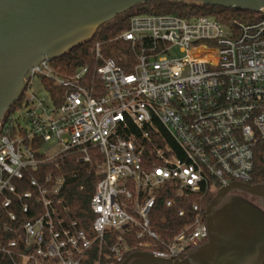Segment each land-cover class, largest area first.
Segmentation results:
<instances>
[{
	"label": "built area",
	"instance_id": "2783aa9c",
	"mask_svg": "<svg viewBox=\"0 0 264 264\" xmlns=\"http://www.w3.org/2000/svg\"><path fill=\"white\" fill-rule=\"evenodd\" d=\"M260 15H136L116 38L129 45L130 72L104 57L100 43L94 67L66 76L50 60L34 67L25 90L37 76L64 91L42 84L48 101L25 94L24 124L13 114L0 127V256L12 264H122L143 251L174 261L206 243L207 198L231 182L251 184L264 145ZM68 155L99 177L90 232L62 197ZM161 194L167 208L182 202L179 217L194 214L166 238L150 221Z\"/></svg>",
	"mask_w": 264,
	"mask_h": 264
},
{
	"label": "water",
	"instance_id": "95a60500",
	"mask_svg": "<svg viewBox=\"0 0 264 264\" xmlns=\"http://www.w3.org/2000/svg\"><path fill=\"white\" fill-rule=\"evenodd\" d=\"M162 1L186 0H0V127L34 67L92 40L101 26L130 9ZM187 1L264 13V0ZM234 191L264 197V185L231 182L221 188L206 210L209 241L194 246L188 258L172 261L138 251L122 264H264V212L243 199L218 211Z\"/></svg>",
	"mask_w": 264,
	"mask_h": 264
},
{
	"label": "trees",
	"instance_id": "16d2710c",
	"mask_svg": "<svg viewBox=\"0 0 264 264\" xmlns=\"http://www.w3.org/2000/svg\"><path fill=\"white\" fill-rule=\"evenodd\" d=\"M144 14L171 15L182 18L211 16L224 21L232 19L242 21L255 20L261 16L260 13L252 11L204 6L201 3L187 0L146 3L136 6L124 14L117 16L114 20L105 23L100 27L92 40L81 44L63 57L50 60V64L59 76L71 75L83 66L89 65L94 67L96 62L94 61L93 49L95 44L100 43L101 52L104 57L114 60L127 72H130L131 70L125 65V57L128 56L129 45L116 38L129 28L130 19L133 16ZM41 83L53 94L64 91L63 88L57 86L52 80L43 78ZM24 97L25 93L22 94L20 99L7 112L2 124L10 121L11 116L22 106ZM56 104L61 103L56 102ZM60 165L67 176V183L62 197L64 198L65 205L69 207V217L77 220L83 229L90 232L94 219L90 209V199L94 194L99 177L93 170L90 171L89 165L79 161V158L74 155L66 156L60 161ZM75 174H77V177H74ZM251 184L264 185V145H259L256 148L254 175ZM167 198L168 196L164 194L158 196L156 205L150 215L152 229L164 238L180 233L186 226L192 224L194 217V214H186L184 217H179L178 210L183 207L182 202H178L172 208H167L165 206ZM213 198V195L207 198L204 204L205 209H207ZM192 201H194V198ZM0 264L12 263L7 258L0 256Z\"/></svg>",
	"mask_w": 264,
	"mask_h": 264
},
{
	"label": "flooded vegetation",
	"instance_id": "af4514ba",
	"mask_svg": "<svg viewBox=\"0 0 264 264\" xmlns=\"http://www.w3.org/2000/svg\"><path fill=\"white\" fill-rule=\"evenodd\" d=\"M238 199H243L245 201H248L250 202L251 204L255 205L256 207H258L259 209H261L263 212H264V197H261V196H254V195H250V194H246V193H242V192H239V191H234L232 193H230L223 201L222 203L218 206V211L221 210V209H224L226 210V212L236 203V201ZM223 222H221V226ZM209 241V240H208ZM208 241L202 245H200L199 247L195 248L196 250L205 246ZM192 250L190 251L186 257L182 258V259H186L188 258V256L195 251Z\"/></svg>",
	"mask_w": 264,
	"mask_h": 264
},
{
	"label": "rangeland",
	"instance_id": "374dc122",
	"mask_svg": "<svg viewBox=\"0 0 264 264\" xmlns=\"http://www.w3.org/2000/svg\"><path fill=\"white\" fill-rule=\"evenodd\" d=\"M173 57H183L184 54H182L178 49H174L172 54ZM34 94L39 99H44L48 101V93L43 87L41 83V79L37 76L33 77L31 80V86L30 90H25V94ZM15 119L16 124H24V120L26 118V108L23 106L20 110H17L15 114L13 115Z\"/></svg>",
	"mask_w": 264,
	"mask_h": 264
}]
</instances>
